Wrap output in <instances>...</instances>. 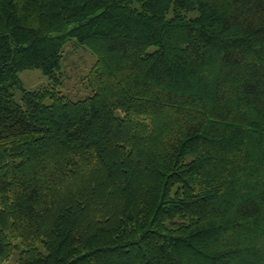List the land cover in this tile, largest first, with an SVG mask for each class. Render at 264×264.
Listing matches in <instances>:
<instances>
[{"label": "trees", "instance_id": "obj_1", "mask_svg": "<svg viewBox=\"0 0 264 264\" xmlns=\"http://www.w3.org/2000/svg\"><path fill=\"white\" fill-rule=\"evenodd\" d=\"M28 70L49 85L26 91ZM70 74L86 98L63 95ZM12 257L264 264V0H0V264Z\"/></svg>", "mask_w": 264, "mask_h": 264}, {"label": "rangeland", "instance_id": "obj_2", "mask_svg": "<svg viewBox=\"0 0 264 264\" xmlns=\"http://www.w3.org/2000/svg\"><path fill=\"white\" fill-rule=\"evenodd\" d=\"M67 58L70 59V62H74V64L81 65L85 69H90L95 61V57L93 55L83 49L77 48L75 49L71 43H69V47L66 49ZM86 72V70H84ZM71 75V74H70ZM19 79L23 83V87L26 91H36L40 88L47 87L49 85L48 78L42 73L41 70H28L20 73ZM85 82L81 81L78 77H74L71 75V80L67 81L65 86L61 89L63 95L73 101H77L78 99L86 98L90 93L89 90L85 87ZM21 91H16L14 93V98L17 103L21 102ZM15 260L12 257L10 261L6 264H14Z\"/></svg>", "mask_w": 264, "mask_h": 264}]
</instances>
